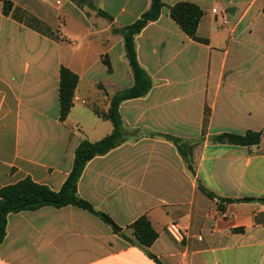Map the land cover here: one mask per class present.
<instances>
[{"label":"crops","instance_id":"obj_1","mask_svg":"<svg viewBox=\"0 0 264 264\" xmlns=\"http://www.w3.org/2000/svg\"><path fill=\"white\" fill-rule=\"evenodd\" d=\"M4 1L0 190L30 179L58 192L80 144L113 132L98 113L135 85L124 29L152 0H7L8 13ZM161 1L134 36L151 87L119 104L125 139L77 183L119 231L74 205L10 213L0 264H264V0ZM178 3L202 11L193 37L171 17ZM63 70L77 78L65 117ZM248 131L261 133L258 145L215 140ZM141 217L157 233L148 247L133 228ZM173 221L181 243L166 231Z\"/></svg>","mask_w":264,"mask_h":264},{"label":"trees","instance_id":"obj_2","mask_svg":"<svg viewBox=\"0 0 264 264\" xmlns=\"http://www.w3.org/2000/svg\"><path fill=\"white\" fill-rule=\"evenodd\" d=\"M77 3H84L86 0H73ZM163 4L161 0H152L151 8L136 23L124 29L127 56L133 70L135 85L125 89L114 96L111 101V108L106 113L101 114L103 118L110 120L113 124V132L103 140L91 143L84 141L76 151L73 169L60 191L54 192L44 185L34 183L30 179H25L17 184L6 186L0 190V244L6 235L7 217L10 213L36 210L45 206L61 208L74 205L98 214L104 221L111 224L116 231L119 228L112 220L103 213H99L85 200L77 194V183L84 170L86 163L97 155L104 154L119 145L125 139L122 119L118 112L119 104L128 99H134L145 95L150 87L151 80L146 72L139 66L136 59L134 46V36L138 34L148 22L156 20ZM12 8V3L4 1V12L8 13ZM171 17L180 28L190 37L197 31L201 9L191 3H178L170 10ZM77 78L67 70L62 72L61 83V108L62 117H65L72 106L73 91ZM180 146L179 140L168 137ZM217 142L229 143L233 145L248 147L258 145L261 141V133L248 131L244 135L223 134L215 138ZM211 195V194H210ZM248 200V199H246ZM226 203L232 200H223ZM137 239L144 246H150L157 238V233L152 228L146 217L139 218L133 224ZM157 264H161L154 256H150Z\"/></svg>","mask_w":264,"mask_h":264},{"label":"built area","instance_id":"obj_3","mask_svg":"<svg viewBox=\"0 0 264 264\" xmlns=\"http://www.w3.org/2000/svg\"><path fill=\"white\" fill-rule=\"evenodd\" d=\"M166 231L168 235L171 237V239L177 243H181L185 239L184 229L178 221L171 222L167 226Z\"/></svg>","mask_w":264,"mask_h":264}]
</instances>
